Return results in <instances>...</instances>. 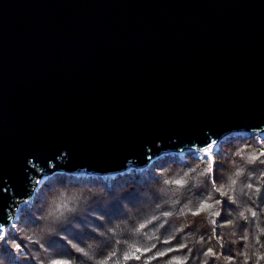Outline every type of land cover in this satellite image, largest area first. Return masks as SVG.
Listing matches in <instances>:
<instances>
[{
	"label": "water",
	"instance_id": "1",
	"mask_svg": "<svg viewBox=\"0 0 264 264\" xmlns=\"http://www.w3.org/2000/svg\"><path fill=\"white\" fill-rule=\"evenodd\" d=\"M264 132V0H0V231L37 179Z\"/></svg>",
	"mask_w": 264,
	"mask_h": 264
},
{
	"label": "trees",
	"instance_id": "2",
	"mask_svg": "<svg viewBox=\"0 0 264 264\" xmlns=\"http://www.w3.org/2000/svg\"><path fill=\"white\" fill-rule=\"evenodd\" d=\"M225 146L264 153V134L237 132L220 140L211 150L210 178L202 187L188 185L175 195L169 191L174 185L166 181L178 179L181 167H191L189 160H209L204 150L171 152L144 168L114 174L46 176L10 226L0 232V264H240L243 234L252 218L237 217L236 236L222 235L230 231L226 225L239 209L212 188L229 170V161L222 155ZM261 170L264 165L259 162L248 166L257 175ZM209 192L221 200L214 225H207L203 214H194L198 207L186 216L178 215L189 200L194 205L203 202ZM172 199L179 203L173 205ZM59 203L73 210L58 212ZM248 203L258 213L264 209V186L256 204ZM169 211L173 216L165 217L163 213Z\"/></svg>",
	"mask_w": 264,
	"mask_h": 264
},
{
	"label": "clouds",
	"instance_id": "3",
	"mask_svg": "<svg viewBox=\"0 0 264 264\" xmlns=\"http://www.w3.org/2000/svg\"><path fill=\"white\" fill-rule=\"evenodd\" d=\"M222 155L229 161V170L224 173L225 179L220 184H213L214 192L219 193L220 197H226L230 203L237 205L239 211L233 214V219L228 221L226 225L230 231L223 233L227 238L231 239L236 236L235 227L238 224L237 217L241 220L252 218L249 228L244 231L243 239L245 241L244 250L238 255L241 257L240 264H264V209L258 213L253 207L249 206V201L255 205L261 188L264 186V170H261L259 175L248 171V166H255L257 162L264 165V159H261V153L249 154L243 149L234 150V147L225 146ZM238 157L239 159H236ZM254 157V158H253ZM197 160L196 162L188 161L191 164L190 168L181 167L179 178L182 183H175L176 180H167L168 185H174L169 191L172 194L181 193L188 185L193 188H199L204 185L205 178H210L212 173V160ZM173 205L179 203L178 199L170 201ZM203 204L209 207L202 208ZM221 200L214 199L212 192H209L203 197V202H197L195 205L191 200L186 203L181 211L180 216H186L193 207H198L199 211L196 215L203 214L204 222L207 225H214L215 220L221 214ZM58 212L65 209L72 211L73 209L68 204L59 203L56 205ZM45 211H48L47 209ZM173 212H165V217L173 216ZM143 225V224H142ZM144 227V225H143ZM183 227V225H182ZM83 251V249H79ZM215 255V253H213ZM207 257V254H206ZM223 259L222 257H218Z\"/></svg>",
	"mask_w": 264,
	"mask_h": 264
},
{
	"label": "rangeland",
	"instance_id": "4",
	"mask_svg": "<svg viewBox=\"0 0 264 264\" xmlns=\"http://www.w3.org/2000/svg\"><path fill=\"white\" fill-rule=\"evenodd\" d=\"M248 133H259V134L261 133V134H262V132H248ZM231 134H233V133H231ZM231 134L225 136L224 138L230 136ZM263 134H264V132H263ZM222 139H223V138H222ZM222 139H221V140H222ZM214 146H215V145H214ZM214 146H213V147H214ZM213 147L204 150V152H206L207 155H208L209 157L212 156V154H211V150H212ZM164 155H166V154H164ZM55 173H56V172H55ZM46 176H49V175H45V176H42L40 179H37V182H38L37 185L39 184V181H40V180H43ZM40 184H41V183H40ZM40 184H39V186H40ZM37 185H36V187H37ZM36 187H35V188H36ZM37 190H38V188H37ZM34 191H35V189H34ZM24 203H25V201H24V202H19V203H18V205L16 206L15 215H16L17 210H18V209L21 207V205H23ZM11 223H12V222H11ZM7 228H8V227H7ZM5 229H6V228H5ZM5 229H4V230H5ZM4 230H2V231H0V232H3Z\"/></svg>",
	"mask_w": 264,
	"mask_h": 264
},
{
	"label": "snow or ice",
	"instance_id": "5",
	"mask_svg": "<svg viewBox=\"0 0 264 264\" xmlns=\"http://www.w3.org/2000/svg\"><path fill=\"white\" fill-rule=\"evenodd\" d=\"M261 155H264V153H261ZM175 183L180 184V183H182V181L181 180H176ZM201 207L204 208V207H209V206L206 205V204H203ZM194 214H196V213H194ZM141 227H143V225H141ZM126 259H127V257H126ZM137 259H139V257H137ZM57 264H66V262H57Z\"/></svg>",
	"mask_w": 264,
	"mask_h": 264
}]
</instances>
